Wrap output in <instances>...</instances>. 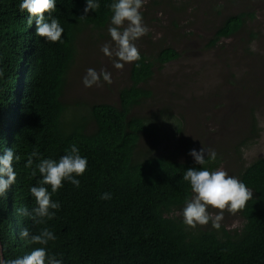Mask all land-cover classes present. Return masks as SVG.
I'll return each instance as SVG.
<instances>
[{"label": "trees", "instance_id": "trees-1", "mask_svg": "<svg viewBox=\"0 0 264 264\" xmlns=\"http://www.w3.org/2000/svg\"><path fill=\"white\" fill-rule=\"evenodd\" d=\"M129 1L0 0V264H264V158L213 187L225 154L183 161L160 148L169 111L138 113L176 47L139 49L113 103L65 102L82 51L135 16ZM252 16L228 15L207 47ZM201 192L242 226L197 213Z\"/></svg>", "mask_w": 264, "mask_h": 264}, {"label": "rangeland", "instance_id": "rangeland-1", "mask_svg": "<svg viewBox=\"0 0 264 264\" xmlns=\"http://www.w3.org/2000/svg\"><path fill=\"white\" fill-rule=\"evenodd\" d=\"M147 1L127 2L129 8L132 3L135 16H120L113 30L107 27L103 43L82 51L69 75L64 100L113 103L129 83L130 66L139 49L153 50L161 44L176 47L181 57L155 71L147 84L154 96L141 104L138 113L150 117L162 108L169 111L160 148L178 151L183 161L225 154L227 160L210 184L219 188L235 179L242 165L264 158V0H156L165 3L164 10L160 4L161 9L146 7ZM141 3L146 18L138 15ZM244 10L253 13L245 27L208 48L223 20ZM252 118L257 122L254 126ZM245 138L249 144L239 153L237 146ZM141 142L144 148L150 137ZM199 206L201 215L209 214L228 228L242 226L236 215L224 213L214 195L201 192L194 206L197 213Z\"/></svg>", "mask_w": 264, "mask_h": 264}, {"label": "water", "instance_id": "water-1", "mask_svg": "<svg viewBox=\"0 0 264 264\" xmlns=\"http://www.w3.org/2000/svg\"><path fill=\"white\" fill-rule=\"evenodd\" d=\"M0 249H2L1 243H0Z\"/></svg>", "mask_w": 264, "mask_h": 264}, {"label": "clouds", "instance_id": "clouds-1", "mask_svg": "<svg viewBox=\"0 0 264 264\" xmlns=\"http://www.w3.org/2000/svg\"><path fill=\"white\" fill-rule=\"evenodd\" d=\"M1 243V242H0ZM2 246V245H1ZM0 250H2V249H0Z\"/></svg>", "mask_w": 264, "mask_h": 264}]
</instances>
